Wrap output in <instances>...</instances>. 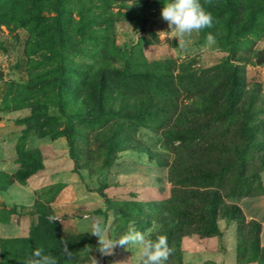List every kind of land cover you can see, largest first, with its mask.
<instances>
[{
  "label": "rangeland",
  "instance_id": "1",
  "mask_svg": "<svg viewBox=\"0 0 264 264\" xmlns=\"http://www.w3.org/2000/svg\"><path fill=\"white\" fill-rule=\"evenodd\" d=\"M201 3L213 27L181 49L160 34L164 0H0L9 263L43 247L59 264H136L132 246L101 254L100 218L110 237L166 235V264H264V8L240 5L225 40L228 15ZM232 78L242 117L226 111ZM210 190L221 205L203 235L187 213Z\"/></svg>",
  "mask_w": 264,
  "mask_h": 264
},
{
  "label": "clouds",
  "instance_id": "2",
  "mask_svg": "<svg viewBox=\"0 0 264 264\" xmlns=\"http://www.w3.org/2000/svg\"><path fill=\"white\" fill-rule=\"evenodd\" d=\"M204 4L211 5L212 0H204ZM160 16L167 23L169 29L167 32H160V34H174L173 38L181 49H187L193 33L210 29L214 24L213 14L204 7L201 0H164ZM206 43L209 45L216 43L214 35L210 32L206 36ZM85 219L91 218L85 217ZM90 227L91 235L98 240L99 251L105 256L113 255L116 247L128 248L132 246L135 250L136 264H166L173 252V249L169 247L166 235H159L152 239L144 232L132 227L123 234L110 237L101 224L100 218H95ZM61 248L63 256L69 259L71 251L66 241L61 242ZM93 262L99 264L95 258H93ZM24 264H59V261L50 252H46L43 247H39L29 252Z\"/></svg>",
  "mask_w": 264,
  "mask_h": 264
},
{
  "label": "trees",
  "instance_id": "3",
  "mask_svg": "<svg viewBox=\"0 0 264 264\" xmlns=\"http://www.w3.org/2000/svg\"><path fill=\"white\" fill-rule=\"evenodd\" d=\"M240 5H247V8H253L256 7L257 9L264 8V0H218V4L216 5V8L218 10V19L220 21V18H226L228 15V18L226 20H223V25L225 28V31L223 32L221 30V36H224L221 39L226 40V36L230 33L231 25L233 26L237 21L238 17V10L241 11ZM222 22V21H221ZM103 76H106L103 75ZM234 92H235V80L234 78L230 81L229 90L227 93V106L226 111L229 116H243L244 113L242 111H235L234 108ZM194 195V194H193ZM198 198H201L200 205L201 208H196L193 212H188L187 216L190 217L191 221H194L196 223L195 226V232H198L200 234L206 235V234H215L216 229L214 225L215 217L217 213L219 212V206L221 205V198L219 197V194L216 190H210L205 193L195 194ZM192 215V216H191ZM191 221L188 222L190 223ZM193 225V222L190 223ZM170 234V232H169ZM6 242L0 241V257L1 261L0 264H23L21 261L18 263H12L6 259V254L3 250V245Z\"/></svg>",
  "mask_w": 264,
  "mask_h": 264
},
{
  "label": "water",
  "instance_id": "4",
  "mask_svg": "<svg viewBox=\"0 0 264 264\" xmlns=\"http://www.w3.org/2000/svg\"><path fill=\"white\" fill-rule=\"evenodd\" d=\"M260 61H261V58H260V59H257V60L255 61V63H256V64H259ZM1 77H3V72L0 70V78H1Z\"/></svg>",
  "mask_w": 264,
  "mask_h": 264
}]
</instances>
